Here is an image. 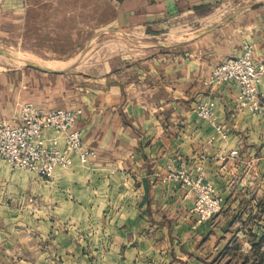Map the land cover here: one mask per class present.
Instances as JSON below:
<instances>
[{"label": "crops", "instance_id": "crops-1", "mask_svg": "<svg viewBox=\"0 0 264 264\" xmlns=\"http://www.w3.org/2000/svg\"><path fill=\"white\" fill-rule=\"evenodd\" d=\"M62 1L0 0V35L19 24L23 45L44 15L54 47L22 49L41 65L69 67L0 71V122L23 101L81 108L77 127L97 157L51 178L0 160V264H264V82L259 115L240 108L236 83H207L245 44L264 62V0H82L108 9L98 15L103 33L137 43L193 33L105 59L86 52L92 39L82 54L56 53L61 15L43 9ZM207 102L214 120L196 113ZM182 170L205 176L222 199V211L196 228L194 192L169 177Z\"/></svg>", "mask_w": 264, "mask_h": 264}, {"label": "built area", "instance_id": "built-area-1", "mask_svg": "<svg viewBox=\"0 0 264 264\" xmlns=\"http://www.w3.org/2000/svg\"><path fill=\"white\" fill-rule=\"evenodd\" d=\"M253 46L245 44L241 56L230 57L214 67L209 86L216 88L228 82L238 85V104L252 115L262 112L258 85L264 82V62L253 60ZM205 120L216 117L212 102L196 109ZM82 109H47L32 101L20 102L16 113L0 122V160L13 170L35 172L51 178L57 169H68L76 160L90 165L97 152L84 146L82 132L77 127ZM170 167V166H169ZM171 178L182 180L196 191L197 224L217 216L222 211V199L205 176L191 178L187 171L172 172Z\"/></svg>", "mask_w": 264, "mask_h": 264}, {"label": "rangeland", "instance_id": "rangeland-1", "mask_svg": "<svg viewBox=\"0 0 264 264\" xmlns=\"http://www.w3.org/2000/svg\"><path fill=\"white\" fill-rule=\"evenodd\" d=\"M59 5L60 6L56 8L44 7L43 9L45 13L48 12L49 14H51L52 11L58 10L61 15V23L59 28L61 33L60 39L62 42V46L60 51L56 52L57 54H68V46H71V49L76 46L78 49L77 52L79 54H82L81 49H83L84 44L89 39H92V44L87 47L86 52L90 51L93 53V56H97L98 58L104 59L108 58L110 55L116 54H120L123 57L128 56L131 53H136L137 51H139L140 48H142V45L148 46V43H146L147 40H142L141 43H137L136 40H134V38L129 35L119 34L117 32L115 33L110 31H106L105 33H103L104 28H102L101 26L103 25L102 23L104 22V19H99L98 15L100 13L107 14L108 9H104L99 3L90 2L85 4L82 2V0H75L74 2H69V0H63ZM86 8L87 11H85ZM69 11H72L71 18H67ZM73 12H75V18ZM88 15H90L91 18H89ZM43 16L44 15H40L37 17V15L35 14V16L33 17V20L30 24V26H32L30 31L32 33L28 38H26L25 44H21L22 42L20 36V25L18 24V26L14 27V31L16 33L14 32L12 35H0V48L12 53L16 57L22 56L25 59L28 58V56H26L28 52L27 50H24L22 48L39 47L41 51H44L43 49L45 47H49L52 49L55 45V43H53L52 41L56 40L57 37L53 38L51 35H45L44 32L46 31V27L51 26L52 20L44 19ZM91 22L92 24L90 25ZM73 28H76V35H73L72 33L68 35V31L73 30ZM192 34H181L179 36L173 37L169 35H160L159 38H153L151 41L162 42L166 45H171L173 43H176L177 40L185 39L188 36H191ZM46 40H50L47 45ZM65 47H67V49H65ZM152 48L156 47L154 46ZM18 67L26 68V61L23 59L20 60L18 58L16 60L0 53V71ZM77 74L80 75L79 73ZM187 173L193 179H197L200 176V174H198L197 176H193L189 172ZM172 179L177 182H180L183 186L188 188L190 191L194 192L195 201L192 211L196 216V223L194 224V227L196 228L198 225L197 214L194 210L197 197L196 191L192 189L190 185L185 184L182 180H176L175 178Z\"/></svg>", "mask_w": 264, "mask_h": 264}, {"label": "water", "instance_id": "water-1", "mask_svg": "<svg viewBox=\"0 0 264 264\" xmlns=\"http://www.w3.org/2000/svg\"><path fill=\"white\" fill-rule=\"evenodd\" d=\"M230 18H232V15H230L228 17V19H230ZM214 28H216V26L204 29V30L201 31V33L202 34L203 33H207V32L211 31ZM148 44L152 45V46H160V47H166L167 46L166 44H164L162 42H148ZM0 53L17 60L16 56H14L12 53H10V52H8L6 50H3L2 48H0ZM25 61H26V65L31 66L33 68H36L38 70L44 71V72H48V73H61V72H64V70H68L69 69V67L65 68V69L51 68V67H48V66L41 65L38 62H36V61H34L32 59H29V58H27Z\"/></svg>", "mask_w": 264, "mask_h": 264}, {"label": "bare ground", "instance_id": "bare-ground-1", "mask_svg": "<svg viewBox=\"0 0 264 264\" xmlns=\"http://www.w3.org/2000/svg\"><path fill=\"white\" fill-rule=\"evenodd\" d=\"M18 59H20V60H26L24 57H22V56H19V57H17ZM57 68V67H56Z\"/></svg>", "mask_w": 264, "mask_h": 264}]
</instances>
